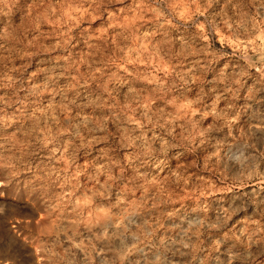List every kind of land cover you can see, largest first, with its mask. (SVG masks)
I'll return each instance as SVG.
<instances>
[{
	"label": "rangeland",
	"instance_id": "374dc122",
	"mask_svg": "<svg viewBox=\"0 0 264 264\" xmlns=\"http://www.w3.org/2000/svg\"><path fill=\"white\" fill-rule=\"evenodd\" d=\"M0 264H264V0H0Z\"/></svg>",
	"mask_w": 264,
	"mask_h": 264
}]
</instances>
